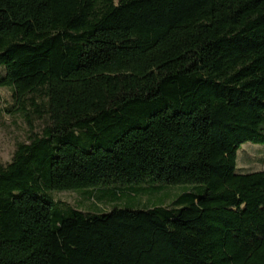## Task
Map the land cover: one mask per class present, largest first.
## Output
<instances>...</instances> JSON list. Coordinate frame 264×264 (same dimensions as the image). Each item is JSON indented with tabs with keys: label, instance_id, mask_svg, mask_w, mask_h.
<instances>
[{
	"label": "trees",
	"instance_id": "16d2710c",
	"mask_svg": "<svg viewBox=\"0 0 264 264\" xmlns=\"http://www.w3.org/2000/svg\"><path fill=\"white\" fill-rule=\"evenodd\" d=\"M0 88L28 127L0 264H264V169L237 172L264 145V0H0ZM76 190L112 209L54 198Z\"/></svg>",
	"mask_w": 264,
	"mask_h": 264
},
{
	"label": "rangeland",
	"instance_id": "374dc122",
	"mask_svg": "<svg viewBox=\"0 0 264 264\" xmlns=\"http://www.w3.org/2000/svg\"><path fill=\"white\" fill-rule=\"evenodd\" d=\"M0 165L9 164L15 154L18 143L24 142L27 139V124L22 115L17 114L14 108L12 99V91L10 89L0 88ZM37 128H40L38 126ZM264 145L247 143L243 145L237 156V172L238 173H253L264 169ZM150 199L147 196L139 200H125L119 204V207H132L141 209L146 207H154L158 205H170L174 203L178 197L186 193L198 192L196 186L178 185L167 186L161 191L150 190ZM154 192V193H152ZM91 190H76L63 193H55L54 198L57 201L71 204L74 208L86 211L108 212L112 209L111 204H102L101 202L90 203L89 196ZM147 202V205L144 203Z\"/></svg>",
	"mask_w": 264,
	"mask_h": 264
}]
</instances>
